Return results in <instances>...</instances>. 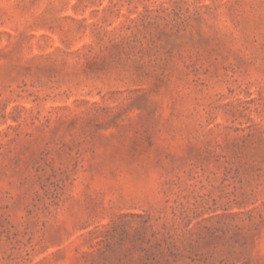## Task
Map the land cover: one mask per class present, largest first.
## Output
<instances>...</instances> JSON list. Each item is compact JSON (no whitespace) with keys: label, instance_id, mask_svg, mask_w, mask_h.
I'll return each instance as SVG.
<instances>
[{"label":"rangeland","instance_id":"1","mask_svg":"<svg viewBox=\"0 0 264 264\" xmlns=\"http://www.w3.org/2000/svg\"><path fill=\"white\" fill-rule=\"evenodd\" d=\"M0 264H264V0H0Z\"/></svg>","mask_w":264,"mask_h":264}]
</instances>
